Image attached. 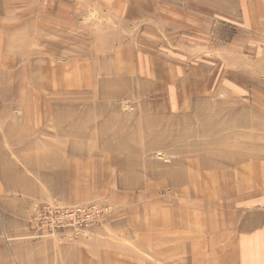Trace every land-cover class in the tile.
Here are the masks:
<instances>
[{"label": "crops", "instance_id": "crops-1", "mask_svg": "<svg viewBox=\"0 0 264 264\" xmlns=\"http://www.w3.org/2000/svg\"><path fill=\"white\" fill-rule=\"evenodd\" d=\"M152 1L0 0V32L24 33L28 25H33L32 30L37 32L40 24H45L42 22L43 16L47 15L50 26L68 34V47L83 48L88 39H97L93 32L102 27L106 16L114 24V40L110 49L98 51L95 63L102 66L105 57H112V61L133 64L137 59L135 54L144 58L149 52L148 48L156 45L152 31L148 32V29L159 25L157 17H160V12L161 17L172 16L166 25L168 29L163 30L167 33V41L162 38L163 34L161 42L164 44L161 45L172 54L177 52L183 57L187 55L189 59L178 61L170 55L157 53L154 55L165 61L154 67L151 51L147 56L148 66L144 60H139L133 73L137 74L140 86L145 85L140 88L142 94L147 93V81L172 80L174 77L184 79V71L192 74L196 86H169L163 88L164 91L152 88L151 94L154 96H169L172 100L166 107L160 105L158 108L143 103L142 112L145 115L142 116L145 120L140 128L144 131L146 149H166L171 140L169 138L179 142L184 140L186 134L184 126L179 125L171 128L176 134L170 135L169 127L158 132L152 126L153 121L146 120L147 116L173 118L192 107L200 120V129L193 130V137L205 135L207 127L202 128L201 120L209 121L210 126L213 118L224 121L215 125L217 136L221 132L217 126H234L233 115L239 107L234 106L233 101L248 102L246 108L241 109L245 112L244 119L245 116L247 119L239 127L248 129V135L256 136L258 142L263 140L257 131L264 129V0H188L197 3L180 5L170 2L161 9L151 6ZM201 5L207 8L208 15L220 17L225 30L228 27L233 30L231 34L216 30L214 39L209 35V45L213 46L207 48V55H201V47H184L187 43L185 39L189 38L186 30L193 33V40L200 36L201 23L195 24L194 19L198 21L199 18L194 15L200 17ZM188 15L194 17L191 26L186 24L185 17ZM211 23L209 26L213 25ZM136 27L141 29V42L147 43L152 39L150 46L142 42L144 52L135 51ZM164 71L173 77L164 75ZM98 73L90 79L105 78L106 75L98 77ZM120 77L124 80L129 78L113 75L109 79L121 80ZM206 99L210 116L205 115L206 112L200 107V102ZM222 113L224 116H221ZM235 118L243 119V114L236 113ZM177 129L181 132H177ZM209 130V135L213 134L211 126ZM138 136L134 134V137ZM118 137L119 143L127 142ZM128 138V142L133 143L142 140H136L133 135ZM163 140L167 141L162 143ZM152 144L156 147H151ZM121 148V151H125L124 146ZM119 156L116 154L111 159L117 160ZM98 157L103 158L102 155ZM113 165L114 176L118 175L119 179L113 180L115 182L110 185L111 188L103 187L101 190L117 192L114 212L106 222L97 224L77 242L78 246L89 247L94 255L92 264H264V146L237 156L228 151L213 153L209 167L195 168L192 175L170 180L166 170V177L162 181H153V174H150L149 180L134 185L125 179L126 174L120 173L119 166ZM145 167V175H149L150 167ZM171 177H174L172 173ZM79 263L88 264L85 252L80 253Z\"/></svg>", "mask_w": 264, "mask_h": 264}, {"label": "rangeland", "instance_id": "rangeland-1", "mask_svg": "<svg viewBox=\"0 0 264 264\" xmlns=\"http://www.w3.org/2000/svg\"><path fill=\"white\" fill-rule=\"evenodd\" d=\"M170 2L180 5L197 3L153 0L151 6L161 9ZM201 7L200 17L194 15L199 18L198 21L192 15L185 17L186 24L190 26L193 19L195 24L200 22L201 31L200 36L193 40V33L186 30L189 38L185 39L187 43L184 47H201V55H207V48L213 46L209 44L211 37H216V30L224 31L223 34H231L233 30L231 27L225 30L226 26L222 25L219 16H210L207 8ZM157 18L159 25L148 29V32L152 31L153 41L157 42L147 50V56L152 51L154 67L165 61L154 55L157 53L187 61V55L184 58L177 52L172 54L161 45L164 44L161 42L163 34L162 38L167 41V33L163 30L168 29L166 25L172 16L161 17L160 12ZM42 22L45 24H40L37 32L32 30L33 25H28L24 33L0 32V264H80L81 252H85L88 264H92L94 255L89 247L78 246L77 242L97 224L89 228L66 227L51 232L44 228L41 213L46 209L68 210L80 205L98 204L109 205L110 217L115 209L117 192L114 194L101 189L111 188L110 185L115 182L113 180L119 179L118 175L114 176L113 164L119 166L120 173L126 174L125 179L134 185L149 180L150 174H153V181H162L166 177V170L170 180L192 175L195 168L209 167L213 153L228 151L237 156L264 146V129L257 131L263 136V140L258 142L256 136L248 135V129L239 127L247 119L246 116L244 119L245 112L241 109L246 108L248 102L233 101V105L239 107L233 115L234 126H217L221 129L217 136L215 125L224 121L213 118V134L209 135V121L201 120L202 128L207 127V133L193 137V130L200 129V120L192 107L173 118L147 116L146 120L153 121L152 126L158 132L169 127L170 135L176 134L171 128L179 125L184 126L186 133L184 140L177 142L174 139L177 143H172L173 139L170 138L166 149L147 150L143 143L144 131L140 128L145 120L142 116L145 115L142 112L143 103L155 108L160 105L166 107L172 97L154 96L151 94L152 88L164 91L163 88L169 86H196L192 74L184 71V79L149 80L145 87L147 93L142 94L140 88L145 85L140 86L133 70L139 60H144L148 66L147 56L144 59L135 54L137 59L133 64L112 61V57H105L102 66L95 63L98 51L110 49L114 40V24L106 16L102 27L93 32L97 39H88L83 48L68 47V34L50 26L49 16H43ZM209 22L213 25L211 23L212 26H209ZM138 28L135 29V51L144 52L141 46L143 40H140L142 32ZM122 35L125 33L122 32ZM144 36L151 37L147 34ZM143 43L150 46L152 39ZM97 71L98 77L106 75L105 78L90 79ZM167 74L171 75L164 71V75ZM113 75L129 78L124 80L120 77L121 80L107 82L109 76ZM200 104L205 115L210 116L208 100ZM236 113L243 114V119L235 118ZM57 124L61 127H57ZM177 132L181 130L177 129ZM135 133L139 134L136 140L142 139V142H128V137ZM118 136L127 142L119 143ZM120 146H124L125 151H121ZM115 153L120 158L112 160ZM146 165L150 167L149 175H145ZM171 173L174 177H171Z\"/></svg>", "mask_w": 264, "mask_h": 264}, {"label": "built area", "instance_id": "built-area-1", "mask_svg": "<svg viewBox=\"0 0 264 264\" xmlns=\"http://www.w3.org/2000/svg\"><path fill=\"white\" fill-rule=\"evenodd\" d=\"M111 208L109 205H80L68 210L46 209L41 213L45 221L44 228L55 232L63 228L92 227L101 224L109 218Z\"/></svg>", "mask_w": 264, "mask_h": 264}, {"label": "bare ground", "instance_id": "bare-ground-1", "mask_svg": "<svg viewBox=\"0 0 264 264\" xmlns=\"http://www.w3.org/2000/svg\"><path fill=\"white\" fill-rule=\"evenodd\" d=\"M117 80H118V79H117ZM102 81H103V80H102ZM109 81H110V79H109L107 82H109ZM111 81H112V80H111ZM114 82H115V81H114ZM116 82H117V81H116ZM102 83H103V82H102ZM102 83H101V84H102ZM105 83H106V82H105ZM105 83H104V84H105ZM106 84H107V83H106ZM106 84H105V85H106ZM103 86H104V85H103ZM6 87H7V86H6ZM105 87H106V86H105ZM7 89H8V88H7ZM102 89H104V88H102ZM105 89H106V88H105ZM0 92H1V91H0ZM103 92H104V91H103ZM31 93H32V92H31ZM10 94H11V93H10ZM6 97H8V95H7ZM14 99H16V98H14ZM18 100H19V99H18ZM13 101H14V100H13ZM15 101H16V100H15ZM8 102H9V101H8ZM13 103H14V102H13ZM6 107H7V106H6ZM26 112L28 113V111H26ZM46 113H47V112H46ZM12 120H13V119H12ZM4 121H5V120H4ZM148 122H149V121H148ZM148 122H147V126H148V124H149ZM151 122H152V121H151ZM2 123H3V121H2ZM2 123H1V124H2ZM5 123H6V122H5ZM57 125H58V124H57ZM149 126H150V125H149ZM210 126H212V125H210ZM57 127H61V126L58 125ZM150 127H151V126H150ZM71 128H72V126H71ZM150 129H151V128H150ZM61 130H62V129H61ZM77 131H78V130H77ZM147 131H148V130H147ZM152 131H153V130H152ZM166 131H167V130H166ZM168 131H169V129H168ZM78 132H79V131H78ZM7 133L9 134V132H7ZM146 133H147V132H146ZM146 133H145V134H146ZM167 133H168V132H167ZM178 135H179V134H178ZM149 137L151 138L152 136H149ZM160 137H161V136H160ZM160 137H159V138H160ZM178 137H179V136H178ZM180 137H182V136H180ZM183 137H184V136H183ZM133 138H136V137H134V135H133ZM146 138H147V137H146ZM163 138H164V137L162 136V139H163ZM171 138H172V137H171ZM147 139H149V138H147ZM147 139H146V140H147ZM164 139H165V138H164ZM169 139H170V138H169ZM172 139H174V138H172ZM153 140H154V139H153ZM165 141H167V140H163V141H161V142L163 143V142H165ZM154 142H155V141H154ZM161 142H160V143H161ZM171 142H172V141H171ZM171 142H170V143H171ZM172 143H177V142H174V141H173ZM156 144H157V143H155V145H156ZM158 144H159V143H158ZM131 145H133V144L131 143ZM155 145L152 144L151 147H154ZM159 145H160V144H159ZM134 146H135V145H134ZM137 147H138V146H137ZM155 147H156V146H155ZM120 148H121V146H120ZM134 148H135V147H134ZM186 148H188V146H187ZM121 149H122V148H121ZM148 149H150V148H148ZM192 149H193V148H192ZM192 149H191V150H192ZM135 150H137V148H136ZM181 150H183V147L181 148ZM184 150H185V148H184ZM184 150H183V151H184ZM189 150H190V149H189ZM195 150H196V149H195ZM195 150H194V151H195ZM192 151H193V150H192ZM136 152H137V151H136ZM160 155H161V154H160ZM4 158H5V157H4ZM5 160H6V159H5ZM3 161H4V160H3ZM226 161H227V159H226ZM5 162H6V161H5ZM209 162H210V161H209ZM209 164H210V163H209ZM211 164H213V163H211ZM210 167H211V166H210ZM9 179H10V178H9ZM7 181H9V180H7Z\"/></svg>", "mask_w": 264, "mask_h": 264}]
</instances>
